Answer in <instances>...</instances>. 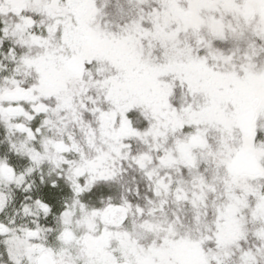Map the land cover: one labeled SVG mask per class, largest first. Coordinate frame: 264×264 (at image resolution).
I'll list each match as a JSON object with an SVG mask.
<instances>
[{
	"label": "snow or ice",
	"instance_id": "1",
	"mask_svg": "<svg viewBox=\"0 0 264 264\" xmlns=\"http://www.w3.org/2000/svg\"><path fill=\"white\" fill-rule=\"evenodd\" d=\"M0 264H264V0H0Z\"/></svg>",
	"mask_w": 264,
	"mask_h": 264
}]
</instances>
